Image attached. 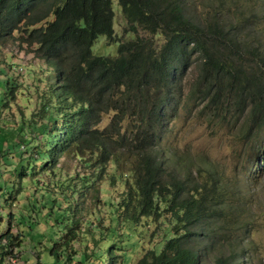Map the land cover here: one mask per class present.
I'll use <instances>...</instances> for the list:
<instances>
[{"label":"trees","instance_id":"1","mask_svg":"<svg viewBox=\"0 0 264 264\" xmlns=\"http://www.w3.org/2000/svg\"><path fill=\"white\" fill-rule=\"evenodd\" d=\"M117 3L124 19L120 33L113 0H0V47L9 40L29 46L54 71L36 118L33 113L22 118L19 127L23 132L28 123L34 133L26 142L30 156L7 154L4 141L0 144L2 155L15 163L4 183L15 177L34 180L39 171L55 172L61 156L92 169L67 182H53L55 196L37 210L36 203L26 200L28 220L22 226L30 228L46 218L45 227L55 231L44 247L56 259L70 260L68 252L74 241H83L81 233L84 237L100 227L84 219L75 185L92 187L98 194L97 181L104 174L121 194L116 203L108 202V234L89 240L98 253L83 251L77 264H125L129 252L121 253L122 236L138 237L143 220L159 228L161 239L147 242L151 246L135 264H249L239 236L251 229L252 218L242 209L245 198L217 173L206 178L203 171L187 169L180 174L158 139L182 99L187 68L194 73L187 101H202L201 109L212 117L242 120L246 137L264 131V42L254 40L259 35L252 28L244 32L256 21L246 22L233 15L235 10L226 14L225 0L212 1L205 11L196 9L201 4L195 0ZM100 35L108 43L118 41L114 55L93 53ZM14 83L4 80L8 94ZM99 197L94 199L100 202ZM37 215L42 220H30ZM10 233L1 232L0 241L19 246Z\"/></svg>","mask_w":264,"mask_h":264},{"label":"rangeland","instance_id":"2","mask_svg":"<svg viewBox=\"0 0 264 264\" xmlns=\"http://www.w3.org/2000/svg\"><path fill=\"white\" fill-rule=\"evenodd\" d=\"M212 1L215 0H195L194 4L200 3V7L196 9L205 11L204 6L210 5ZM225 1L229 6L225 11L226 14L235 10L233 15L243 16L246 22L256 21L247 26L244 32L247 28H252L253 31L250 32L257 31L259 35L254 40L258 43L261 40L263 43L264 0ZM113 7L116 10L115 30L120 33L124 19L117 0H113ZM244 24L242 23L241 26H245ZM139 32L146 34L142 30ZM246 36L249 41L251 33ZM155 38L158 42H162L161 37ZM117 45L118 41L108 43L105 36L100 35L93 43L92 51L95 54L114 55ZM31 50V47L20 45L12 40L0 47V144L3 140L1 145L3 152L20 153L22 157L30 156L31 152L28 151L26 142L30 140L28 138L34 137L28 123L23 125V132L19 130L22 118L27 120L32 117H30L32 113L36 118V112L43 101V93L52 83L54 75V71ZM262 58H264L263 55ZM245 60L250 65L251 58L247 56ZM193 74L190 68L185 69L181 82L182 99L177 104L175 112L172 113L173 116L170 117L168 123H165V131L158 139L159 147L163 155H168V163L176 167L180 174L187 169L193 174L197 170L203 171L206 178L217 173V178H220L222 182L239 190L241 198H245L242 209L246 215H249V218H252L249 233L246 235V231H243L239 235L240 238L242 237L241 244L246 248L245 254L250 257L249 264H264V131L255 138L246 137L241 127L242 120L234 122L233 119H225V116L221 115L212 117L201 109L202 101L196 99L187 101L186 93ZM7 78L8 84L15 82L14 89L11 88L13 93L8 94V88L4 86V80ZM111 115L112 112L107 114L103 119V124L108 122ZM21 138H23L22 143L19 140ZM2 154L1 151L0 233L9 229L11 235L19 238L14 241L20 245L8 246L4 244L5 240H1L0 250L4 255L0 254V264H77L83 251L98 253V247L89 240L94 237L101 240L103 235L101 232L108 234L107 228L112 223L109 217L111 207L108 202L116 203L119 200L121 189L114 190L108 180H105L104 174L103 179L97 181L98 194L92 187L75 185L77 192L74 198L77 206L81 205L84 219L87 223H97L100 227L94 231L90 229L88 235L84 237L81 233L83 241L72 243L71 250L68 252L72 256L70 260H67L65 256L63 259H56L44 247V240L50 238L55 231V227L52 228L49 224L45 227L46 218L43 217L42 220V215H37L34 219L30 217V220L42 221L30 228L22 226V220H28L26 200L29 199L36 203L34 210H37L43 204V200H47L50 196L53 197L52 194L55 196L53 182H67L74 176L89 174L92 169L81 167L80 163L70 156H61L55 172L39 171L34 180L30 181L28 177L20 180L15 177L14 182L5 184L4 179L12 172L15 163L11 158H6ZM36 178H41V181ZM201 178L203 177L199 179ZM95 195L101 196L99 197L100 202L97 201L98 197L94 199ZM63 205L67 204L63 203ZM43 210L46 211V209ZM20 213L24 214L23 218ZM20 219L21 222H19ZM143 222L144 225L140 227L138 237H133V239L122 236L121 246L124 251L121 250V253L129 252L124 255L125 264H135L143 254L145 247L151 246L147 242L158 243L161 239L157 226L145 220ZM55 234L60 233L55 232ZM142 237L144 242L140 244L138 240ZM86 243H89V249L85 247Z\"/></svg>","mask_w":264,"mask_h":264}]
</instances>
